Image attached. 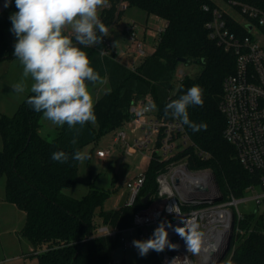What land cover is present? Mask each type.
<instances>
[{
  "label": "trees",
  "instance_id": "1",
  "mask_svg": "<svg viewBox=\"0 0 264 264\" xmlns=\"http://www.w3.org/2000/svg\"><path fill=\"white\" fill-rule=\"evenodd\" d=\"M126 1L128 7L145 12L148 19L151 16L162 19L165 30L154 39V52L135 67H128L113 54L102 55L103 38L93 46L80 45L101 79L107 76L110 83V89L94 104V124H86L79 131L64 125L58 128L53 140H48L41 134L43 115L26 103L31 93L13 115L0 116L3 142L0 179L5 178L7 202L26 214L21 234L33 246L29 256L37 257L39 264H133L115 262L113 253L120 247L119 240L99 236L97 230L102 225L131 226L135 214L158 197L157 177L168 162L150 159L145 183L131 207L125 204L110 211L101 210L108 196L104 189L94 187L80 199L63 191L79 182L80 162L71 158L74 151H81L88 144L98 143L105 134L121 129L131 118L133 104L146 96L153 99L160 116L180 122L171 113L165 114V105L193 85L201 87L203 106H190L188 112L191 121L206 124L207 128L193 132L184 125L188 144L176 159L187 161L192 170H211L225 198L230 195L243 198L247 188L260 181L259 173L248 171L239 162L236 148L224 136L227 122L221 108L223 82L234 72L236 56L218 46L206 29L210 16L203 6H215V1ZM108 4L110 9L105 7L99 16L106 26L113 28L123 11H118V0H108ZM16 11L12 0L0 12V63L16 59L13 55L16 37L10 31V15ZM183 64L198 66L200 71L194 77L182 79L175 91L176 71ZM74 136L75 145L71 143ZM60 150L69 154L66 163L51 159L52 153ZM148 195L150 200L145 205L142 200ZM236 227L242 233L232 238L234 249L228 264H264V212L245 214L241 219L236 216ZM160 255L161 252L150 251L147 256H140V262L161 264Z\"/></svg>",
  "mask_w": 264,
  "mask_h": 264
},
{
  "label": "built area",
  "instance_id": "2",
  "mask_svg": "<svg viewBox=\"0 0 264 264\" xmlns=\"http://www.w3.org/2000/svg\"><path fill=\"white\" fill-rule=\"evenodd\" d=\"M220 1L233 12H227L217 2L215 6L205 4L203 11L210 16L205 25L210 38L236 56L235 70L223 82L221 108L227 122L224 136L236 148L239 162L248 171L259 173L260 181L257 185L249 186L243 198L237 199L233 195L225 198L211 170H192L187 161L176 159L188 144L184 125L160 116L157 111L142 114L143 106L153 101L150 96L134 103L130 110L131 118L123 127L130 130L135 141L128 143L129 130L124 132L118 129L113 138V147L122 144L128 154L151 150V158L168 162V166L157 177L158 197L135 214L131 226L118 228L102 225L97 235L117 238L123 250L134 248L132 241L151 237L162 220L170 221L174 227L183 226L175 213L166 211L168 205L177 204L184 217L196 218L200 223L206 234L204 246L198 254L188 252L184 240L169 228V239L178 248H166L161 252V264H205L232 226L233 237L242 233L239 227L235 228L236 216L241 219L243 215L239 210L240 204L255 202L264 206V0ZM4 2L2 0L0 12L6 9ZM110 7L108 4L106 8ZM117 7L118 11L124 12L128 2L118 0ZM106 28L107 35L103 37L105 47L101 54H113L118 59L120 52L113 50L107 39L112 27ZM164 30L165 25L149 28L147 34L156 39ZM124 32L131 40L128 52L141 59L148 56L146 48L150 43L138 36L136 25H128ZM138 133L143 135L139 137ZM110 153L99 150L97 157L105 159ZM145 180L144 173L132 183L128 205L133 204L139 196ZM202 189H210L214 193L206 194ZM262 231L264 233V227ZM233 249L231 242L230 251L221 264L229 263Z\"/></svg>",
  "mask_w": 264,
  "mask_h": 264
},
{
  "label": "clouds",
  "instance_id": "3",
  "mask_svg": "<svg viewBox=\"0 0 264 264\" xmlns=\"http://www.w3.org/2000/svg\"><path fill=\"white\" fill-rule=\"evenodd\" d=\"M11 3L12 0H5L4 7ZM14 3L18 11L10 15V31L16 37L13 55L23 67V78L12 85V91L17 95L30 91L26 103L55 126L67 125L69 129L79 131L86 124L95 123V102L89 83L100 82L101 77L80 45L99 44L107 35L99 11L108 6V0H14ZM66 29H70L72 35L66 34ZM28 78L31 79L30 86L26 83ZM203 103V89L193 85L167 103L164 111L193 132H199L206 130L207 125L191 121L188 108L203 106ZM156 110L157 105L150 100L143 106L142 114ZM71 143H77L75 136ZM71 158L84 162L90 157L88 153L76 150ZM51 159L66 163L69 154L56 151ZM166 211L175 213L183 226L174 227L170 221L162 220L151 237L132 241L138 254L144 257L150 251L160 253L166 248H178L169 239V228L184 240L188 252L200 253L206 234L198 220L184 217L177 204L168 205Z\"/></svg>",
  "mask_w": 264,
  "mask_h": 264
},
{
  "label": "rangeland",
  "instance_id": "4",
  "mask_svg": "<svg viewBox=\"0 0 264 264\" xmlns=\"http://www.w3.org/2000/svg\"><path fill=\"white\" fill-rule=\"evenodd\" d=\"M221 3L220 0H214ZM2 0H0L1 6ZM222 7L229 13L232 9L222 4ZM104 9V8H103ZM99 11V14L103 10ZM148 17L145 12L134 7H128L123 12L119 21L110 30L107 39L113 50H118L120 55L118 60L125 63L128 67L139 66L142 59L136 54L128 52L127 48L131 44L129 35L124 30L128 25L135 24L138 36H141V28L145 25ZM149 26H160V18L151 16L147 21ZM69 35L70 29L65 30ZM72 34V33H71ZM147 55L154 52L153 47L146 48ZM200 71V67L195 65H181L176 71L175 91L179 88L180 81L186 77H194ZM23 67L18 59L5 60L0 63V116L2 114L13 115L19 105L30 94L25 93L17 95L12 91V85L19 82L23 77ZM26 83L30 86L31 79ZM106 84V85H105ZM103 82L102 86L90 85L89 90L96 102L104 93L106 88L109 90V81ZM95 104V103H94ZM41 134L48 140H53L58 133V126L42 118ZM94 124V123H92ZM129 129L123 127L120 131L128 132ZM116 131L105 134L98 143H92L84 146L81 151L89 154V159L80 162L79 182L76 186L64 189V193L73 198L80 199L92 191L98 176L106 179L104 190L108 193L101 210L110 211L128 203L131 193L132 183L139 179L147 170L152 151L139 150L135 154H128L122 148V144L113 147V138ZM143 134L138 133V136ZM135 137L128 133L127 142L133 144ZM3 147L0 136V149ZM154 145L151 146L153 149ZM111 151L108 158L99 159L97 151ZM240 213L259 214L264 210V206L257 205L255 202H247L239 205ZM26 223V214L16 205L6 200V182L5 178L0 179V264H39L37 257L29 256L33 252L31 242L22 236V229ZM115 262L125 261L126 263L142 264L137 249L129 248L123 250L121 247L113 253Z\"/></svg>",
  "mask_w": 264,
  "mask_h": 264
},
{
  "label": "water",
  "instance_id": "5",
  "mask_svg": "<svg viewBox=\"0 0 264 264\" xmlns=\"http://www.w3.org/2000/svg\"><path fill=\"white\" fill-rule=\"evenodd\" d=\"M179 62L184 63L185 59H179ZM106 182L107 181L105 177L99 176L95 182V188L98 190H103L105 188ZM202 190L207 192L206 194L214 193V191L210 189H202ZM149 200H150V196L148 195L142 200V202L143 204L147 205ZM232 238H233V226L232 229L228 232V234L225 235V237L219 243L216 250L205 262V264H221L230 251Z\"/></svg>",
  "mask_w": 264,
  "mask_h": 264
},
{
  "label": "crops",
  "instance_id": "6",
  "mask_svg": "<svg viewBox=\"0 0 264 264\" xmlns=\"http://www.w3.org/2000/svg\"><path fill=\"white\" fill-rule=\"evenodd\" d=\"M160 22H162V24H161L160 26L165 25V23L163 22L162 19H160ZM147 23H148V22L146 21L145 25L142 26V28H141V36H140V37L146 39L147 42L150 43V45H149V44H148V45L152 47V46H153V41H154V39H153L152 37H150V36L147 34V29H149V28H156V27H158V26H156V27L149 26ZM153 49H154V48H153ZM107 80H108V77L105 76L104 78L101 79L100 82L96 83L94 86H102L103 82H104V84H105V81H107ZM108 81H109V80H108ZM105 85H106V84H105ZM109 89H110V88H109ZM106 91H108L107 88H106V90H104V93H105ZM104 93H103V94H104Z\"/></svg>",
  "mask_w": 264,
  "mask_h": 264
}]
</instances>
